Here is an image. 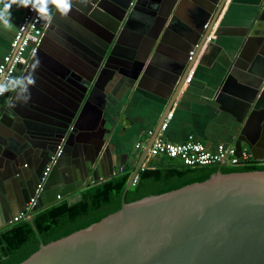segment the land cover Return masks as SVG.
I'll return each mask as SVG.
<instances>
[{"label":"crops","instance_id":"0c3cea01","mask_svg":"<svg viewBox=\"0 0 264 264\" xmlns=\"http://www.w3.org/2000/svg\"><path fill=\"white\" fill-rule=\"evenodd\" d=\"M128 1V8H141V20L131 24V30L122 32L119 39L110 33L112 22L108 17L96 21L73 6L63 15L50 3L48 14L53 22L32 64L33 72L18 71L0 103V153L10 144L14 154L24 155L35 166L46 162L38 182L47 167L50 174L58 164L66 181L76 187L68 198L70 202L77 201L83 190L96 183L92 184L94 180L75 165L83 155L78 154L79 148L68 151L72 148L70 137L68 143L64 138L58 145L53 143L50 160L46 159L49 134L43 130L73 126L75 100L82 98L88 81L105 59L110 69L118 71L109 82L106 78L102 83L100 96L105 98V107L101 114L100 109L96 117L93 109L87 112L90 119L101 116L98 126L96 119L91 125L88 119L77 123L78 127L98 128L104 140L95 150L108 159L102 173L96 175L102 176V181L121 173L119 169L125 166L132 172L130 164L144 150L135 149V145L146 147L149 143L184 71L189 46L199 44L202 38V48L192 65L193 78L181 86L168 113V126L159 130L157 137L173 144L192 138L214 151L219 144L235 147L238 136L249 142L261 132L264 136V96L261 106L254 109L259 94L263 95L264 0H139L136 6L127 5ZM25 9L13 4L9 10L12 27L0 23V63L10 52ZM208 37L211 42L207 43ZM82 137V142L91 140L90 134ZM60 145L65 148L64 154L57 158ZM240 146V150L251 153L244 142ZM162 159L147 157L144 168ZM14 183L19 191V184ZM4 206L0 200V230L19 215L2 216Z\"/></svg>","mask_w":264,"mask_h":264},{"label":"water","instance_id":"95a60500","mask_svg":"<svg viewBox=\"0 0 264 264\" xmlns=\"http://www.w3.org/2000/svg\"><path fill=\"white\" fill-rule=\"evenodd\" d=\"M70 2L74 8L92 17L93 20L99 21L108 17L112 22L109 31L117 39L122 32L131 30V24H137L141 20L138 15L141 8L134 6L128 8L125 6V0H74V2L70 0ZM138 2L139 0L134 3L135 6ZM128 3L130 5L131 0L127 5ZM52 22L53 18L51 25ZM203 41L202 38L200 43ZM200 43L191 60L189 52L197 43L193 42L189 46L186 62L183 64L184 71L180 78L178 77L175 92L158 120L146 148L153 143L170 112L188 71L197 58ZM44 44L45 42L32 59L30 66L35 62ZM109 54L112 57L113 52ZM21 69L19 66L18 70ZM111 69L105 59L97 66L95 73L92 72L94 79L88 81L90 84L87 91L79 101L75 100L77 109L71 119L73 126L70 129L69 124L65 128L52 127L43 130L45 134H49L47 136L49 147L45 149L46 159L50 160V147L54 145L53 143L58 145L62 138L67 139L68 143L72 138V148L67 149L74 152L79 148L77 152L83 155L81 159L83 161L79 159L75 165H80L86 177L94 180L92 184L104 180L102 176L98 178L96 175L97 172L102 173V166L104 168L107 166L108 159L101 151L97 154L95 152L103 145L104 140L99 136L98 128L94 130L89 128L90 126L78 127L77 123L88 119L90 120L88 125H91L96 119L98 126L101 116L100 119L95 117L99 109L101 114L105 107V98L103 95L100 96L103 91L102 83L106 78H109L107 81L109 82L118 71ZM262 84L263 95L259 94L254 109L261 106L259 102L264 96V79ZM89 109L95 112L93 119L86 117ZM5 127L9 128V125ZM85 134H90L91 137L87 143L81 140ZM242 134L243 131L240 132V135ZM241 142L249 147L254 161L264 160L262 132L260 136L253 138V142L247 141L244 136L243 138L238 136L235 142L237 152L241 149ZM63 149L60 156L64 154ZM5 152H9L7 156H4ZM259 152L261 155L257 154ZM11 153L13 150L10 144L0 153V200L5 204L2 216L8 217L23 211L24 205L34 195L38 178L46 164L41 161L35 166L33 162H29L30 160L27 161L24 155L22 158ZM146 159L147 151L143 150L138 160L134 159L133 165L130 164L132 172L126 183L119 211L66 237L46 245L41 244L34 254L19 264H264V171L231 174L217 172L202 182L125 204V193L133 186ZM25 164L27 165L24 168ZM57 166H54L49 174L34 213L38 209L70 198L72 192L76 191L75 184L66 181L63 171L57 169ZM14 181L19 184V191ZM27 221L32 222V216Z\"/></svg>","mask_w":264,"mask_h":264},{"label":"trees","instance_id":"16d2710c","mask_svg":"<svg viewBox=\"0 0 264 264\" xmlns=\"http://www.w3.org/2000/svg\"><path fill=\"white\" fill-rule=\"evenodd\" d=\"M126 166L121 173L83 190L77 201L68 199L36 210L32 222L21 220L0 230V264H19L34 254L40 245L66 237L87 228L119 211L123 192L131 174ZM264 171V166L251 164L233 168H187L175 160L162 159L140 170L137 180L125 193L129 204L148 196L175 191L199 183L211 175Z\"/></svg>","mask_w":264,"mask_h":264},{"label":"built area","instance_id":"2783aa9c","mask_svg":"<svg viewBox=\"0 0 264 264\" xmlns=\"http://www.w3.org/2000/svg\"><path fill=\"white\" fill-rule=\"evenodd\" d=\"M134 1L131 2V6L134 5ZM50 3L47 5L49 7ZM50 15L47 13L44 16H40L36 11H33L31 5L25 9L24 15L20 24L18 25L16 32L13 36L10 52L0 63V88L3 89L0 92V103L4 99L8 86L16 76L18 67L21 66V70L25 72L38 53L41 45L43 44V38L46 30L50 24ZM207 27V26H206ZM210 37L205 42H209ZM202 45V44H201ZM199 44H196L191 52H189V60L194 56L195 51L198 49ZM202 46L200 47V49ZM194 67L188 71L185 79V83L189 84L194 75ZM171 115H167L161 126V132L168 126V120ZM151 135V134H150ZM62 146L58 147V158L62 151ZM135 149H144L147 151V157L149 158H164L167 160H175L180 162L187 168H233V167H247L251 164L257 166H264L263 161H254L252 154L246 149L236 151L233 145H217L214 151H210L204 144L189 138L184 143L173 144L165 141L161 137H156L153 143L146 148L140 144L135 145ZM144 169V165L141 166V170ZM123 168L119 169L122 172ZM50 172V166L46 168L43 175L40 177L39 182L34 190V195L29 199L24 210L19 213L18 216L11 220V223H15L21 220H26L33 216L34 208L37 205L38 198L43 193L44 186L46 185ZM135 179L134 183L136 182ZM133 183V184H134Z\"/></svg>","mask_w":264,"mask_h":264},{"label":"clouds","instance_id":"9594fccd","mask_svg":"<svg viewBox=\"0 0 264 264\" xmlns=\"http://www.w3.org/2000/svg\"><path fill=\"white\" fill-rule=\"evenodd\" d=\"M49 3L55 5L58 10H61L63 15H67L72 8L70 0H0V4H3V8L0 9V23H3L5 28L10 29L12 27L9 10L13 4L24 8L31 5L33 11H36L40 16H44L48 13L47 5ZM34 83L35 81L33 80ZM2 91L3 89L0 88V92Z\"/></svg>","mask_w":264,"mask_h":264},{"label":"flooded vegetation","instance_id":"af4514ba","mask_svg":"<svg viewBox=\"0 0 264 264\" xmlns=\"http://www.w3.org/2000/svg\"><path fill=\"white\" fill-rule=\"evenodd\" d=\"M50 25H51V22L49 24V27H50ZM49 27H48V29L45 32V35H44V38H43V42H46V40H47V35H48L49 31H50V28ZM38 68H40V66ZM38 68H36V71L39 70ZM33 69H34V65L33 66L31 65L30 68L28 69V71H26V74H29L30 72L32 73L33 72ZM263 162H264V160H263ZM25 167H26V164H25Z\"/></svg>","mask_w":264,"mask_h":264}]
</instances>
